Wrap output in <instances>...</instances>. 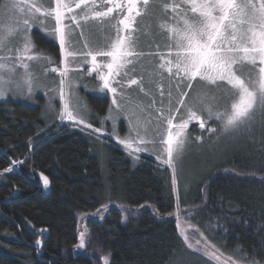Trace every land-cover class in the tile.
Segmentation results:
<instances>
[{"label":"trees","instance_id":"1","mask_svg":"<svg viewBox=\"0 0 264 264\" xmlns=\"http://www.w3.org/2000/svg\"><path fill=\"white\" fill-rule=\"evenodd\" d=\"M88 101L96 115L106 116L107 96ZM218 125L189 131L205 144ZM107 139L102 154L86 131L46 123L41 107L0 102V150L6 154L0 152V205L18 195L0 206V264H103L108 254L109 264H218L183 241L177 209L219 251L264 264V132L219 150L185 193L177 177L173 186L168 165L145 154L135 164L122 145ZM13 159L24 164L4 173ZM41 173L51 182L44 198ZM46 229L41 253L32 246L41 239L37 231ZM82 231L86 244L79 249Z\"/></svg>","mask_w":264,"mask_h":264},{"label":"snow or ice","instance_id":"2","mask_svg":"<svg viewBox=\"0 0 264 264\" xmlns=\"http://www.w3.org/2000/svg\"><path fill=\"white\" fill-rule=\"evenodd\" d=\"M150 3L161 7L165 14L169 11L173 13L172 24H160L170 34L172 43L166 45V53H155L160 58L158 68L166 71L170 79H175L178 88L183 84L185 88L193 89V81H197V78L204 85L214 86L198 93L191 106L185 105L184 97L188 96V92L180 89L178 103L185 108L187 116L180 123H173L175 116L171 107L166 117L162 109H157L167 125L166 134L161 135L159 141L149 138L147 129L142 135L139 122L134 123L128 113H123L129 125L128 135L121 138L116 134V120L122 113L117 98L118 87L123 95L124 78H127L128 87L138 85L140 91H144L140 86L141 81L131 78L129 73L135 71L134 58L145 55L136 50L132 32L135 30L136 18L148 14ZM53 5H36L31 0H13L7 5L14 14L19 15H14L8 23H0V99L6 98L9 92L14 96H31L43 86L28 63L43 59L51 64L49 57L33 52L31 32L34 26H39L56 40L62 57V67L50 69L60 77L58 86L50 89L59 94L61 110L58 119L71 121L75 127L82 126L81 130L91 129L93 134L104 133L103 128H94L86 119V114L90 113L88 106L75 99L78 94L69 72L74 70L72 62L81 57L84 64H90L88 75L96 73L100 81L99 90L112 94L111 103L117 107V111L113 115L110 107L104 120L113 121L112 132L116 134L117 142L134 159L139 158L138 153L149 152L148 146L152 145L151 151L157 159L172 168L173 186L176 184L177 162L184 150V133L190 121H197L199 127L205 129L207 119L214 117L220 121L221 134H230L226 139L251 133L257 123L264 129V0H180L179 3L175 0L172 3H158L157 0H53ZM114 12L118 13L115 17ZM189 12L193 14L191 18ZM112 20H115L114 24ZM90 22L101 27L111 24L115 28V37L106 47L93 48L87 39H84L82 47H76L79 41L73 39V34L79 30L83 37ZM98 57L105 59L98 62ZM244 62L252 66L247 79L238 75L235 69L236 65ZM129 65L133 67L128 68ZM225 85L230 86V89L226 90ZM225 91L228 92L227 96L224 95ZM52 99L55 97H50L49 101ZM175 111L179 112L180 108ZM204 111L208 113L207 119L202 117ZM208 131L216 133L212 127H208ZM157 143L161 147L157 148ZM11 164L12 167L5 168L4 173H12L15 166H22L24 161L13 159ZM40 179L47 189L50 183L48 177L41 173ZM179 218L177 209L178 221ZM196 231L199 232V229ZM85 235L84 231L80 233L79 249L85 248ZM184 240L194 251H200L197 246L204 240L205 255L217 261L223 256L219 249L211 251L215 245L210 244L203 233H200L195 245L189 242L187 234H184ZM36 244L40 245L41 241L37 240ZM109 255L102 256L103 264H109ZM225 264L261 262L254 256L241 257L239 262L228 257Z\"/></svg>","mask_w":264,"mask_h":264},{"label":"rangeland","instance_id":"3","mask_svg":"<svg viewBox=\"0 0 264 264\" xmlns=\"http://www.w3.org/2000/svg\"><path fill=\"white\" fill-rule=\"evenodd\" d=\"M13 0H3L2 6L0 8V23H8L11 21L14 15H19L18 13H13L7 5L11 4ZM32 3L36 5L43 4L45 7L54 6L53 0H31ZM158 3L160 2H167L172 3L173 0H157ZM175 2L179 3L180 0H175ZM173 13L169 11L167 14L163 11V9L159 6H153L152 4L149 6L148 14L143 17L141 24L138 27V30L132 34L133 39L136 42V50L140 52H144L145 55L139 56L134 58L135 59V71L130 72L129 76L131 78H136L137 80L141 81V85L144 88V91H140V87L138 85H132L128 87L127 85V78L125 79L124 88H123V95L120 93V89L118 87L117 98L119 100L120 110H122L121 115L116 120V134H118L121 138H124L128 135V121L125 118L123 113H128L132 116L133 122H139V130L141 134H144L145 129L148 130L149 138H154L159 141L161 135H165L166 132V121H164L161 116L160 112L157 109H162L164 116L166 117L169 112L168 109L171 107L173 109V115L175 119L173 121L174 124L180 123L182 119H186V111L184 107H181L178 103L181 91L188 92V96L184 97L185 105L191 106L194 102V98L197 96L198 93L208 91L209 87L214 86H207L204 85V82H200L199 78L197 81H193L194 88L187 89L184 87L183 84L177 87V82L175 79H170L169 74L158 68L160 63V58L155 53L159 52H167L166 45L172 43L170 34L160 27L162 22H167L172 24L173 21L171 20ZM189 17H192V13H188ZM51 22V21H50ZM52 23V22H51ZM87 29V28H86ZM43 30V29H42ZM115 37L114 31L112 38ZM73 39L79 41L76 45L77 48L82 47L84 39H87L90 46L93 48H97L101 46L103 38L101 37H81L79 34H73ZM34 44V54L37 53L36 51V44ZM39 52V51H38ZM42 53V52H39ZM151 53V54H149ZM43 54V53H42ZM14 55V53H13ZM44 56H47L43 54ZM51 59V64L49 65L47 60H34L28 62L30 64L31 70L39 77V83L46 87L37 88L31 96L29 95H13V93H7L6 98L0 99V102L7 103L8 101L14 102H22L27 104L28 106L33 107H41L42 110V117L46 123L52 124L53 122H60L70 124L73 129L87 132V134L93 138L95 141L100 142V151L103 154V145L108 143V139L110 138L116 144H119L116 140V134L112 132L113 121L112 120H104L105 116H98L94 113L91 105L89 104L88 97L90 95H100V96H107L111 103L112 101V94L108 93L106 90L101 92L99 90L98 85L100 81L96 78V73H92V75H88V69L90 64H84L83 58L77 57L76 60L72 62L73 71L69 72V77L74 83V90L78 94L75 99L79 100L81 103L86 104L90 109V113L86 114V119L93 125L94 128H103L104 133H95L91 132V129L81 130V127H75L73 122L71 121H60L58 119L59 111L61 110V104L59 100L58 92H52L50 89L57 87L59 83V75L58 73L51 72V67H62L61 65V54L59 59L55 58L54 56H47ZM98 62L103 61L105 58L98 57ZM133 65H129L128 68H132ZM252 66L244 62L242 64H238L235 66L238 75H241L245 79L248 78L249 71L251 70ZM22 71V70H20ZM104 71H107L104 69ZM120 79V77H117ZM226 90L230 89V86H224ZM163 93V94H162ZM171 93V95H169ZM217 95H221V93H217ZM225 96L228 95V92L225 91ZM55 97L52 99L51 102L49 101L50 97ZM223 103V101H221ZM113 109V115L116 114L117 107L115 105L110 104L109 108ZM199 107V106H198ZM109 108L106 112V115L109 112ZM180 108L179 112H176L175 109ZM223 110V109H221ZM202 117L207 119L208 113L204 111L202 113ZM207 122L210 123H218V132L215 137L211 138L210 141H207L205 144L202 140H194L191 132L189 131L191 126L199 125V123L195 120L189 122L188 128L185 130V145L184 150L177 162V184L179 188L183 190L185 193L187 190L191 189L193 182L198 179L202 168L207 165L208 161H213L212 158H216L218 155L219 150H228L238 144H248L249 141L257 137L264 132V129L261 128V125L257 123L251 133L241 134L238 135L235 139H226L230 134L223 133L220 125V121L216 120L214 117L212 119H207ZM200 130H203L199 127ZM134 135V133H133ZM121 145V144H120ZM150 151L144 153H138V159H134L133 156L128 154V151L125 150L126 156L131 159L135 164L139 162L141 154L154 156L156 159V154L151 151L152 145L148 146ZM157 148L161 147L159 143H157ZM158 160V159H157ZM161 162L160 160H158ZM162 163V162H161ZM163 164V163H162ZM0 177V182H1ZM180 217V216H179ZM179 229L182 232V239L184 240V234H187L189 237V242L195 245V241L200 239V233H203L201 230L199 232L196 231V228L193 226H189L187 223L184 222L182 218H179ZM204 234V233H203ZM205 237V236H204ZM212 244L211 241H209ZM188 246V243H186ZM213 245V244H212ZM204 246L205 241L201 240V244L197 247L200 248V251L204 254ZM194 250L193 248H191ZM211 249V251H215ZM219 253H223V256L220 257V260L217 261L215 258L205 255L208 259H212L214 262L218 264H225L228 257H231L233 260L240 261V258L235 256H231L223 251H219ZM217 253V255H219Z\"/></svg>","mask_w":264,"mask_h":264},{"label":"flooded vegetation","instance_id":"4","mask_svg":"<svg viewBox=\"0 0 264 264\" xmlns=\"http://www.w3.org/2000/svg\"><path fill=\"white\" fill-rule=\"evenodd\" d=\"M151 5V3H150ZM118 13H113V16H117ZM145 15L139 16L136 18V24L134 25V31L132 32V34H134L137 30L138 27H140L139 25L141 24L143 17ZM51 24V22H49ZM112 24L115 23V20H112L111 22ZM87 28V29H86ZM84 30V36L83 37H92V36H96V37H101L103 38L101 46L99 47H106L112 38L113 35V31L114 34H116V30L115 28H113L111 26V24H108L106 27H101V25L95 23V22H90L89 26L86 27ZM74 34H79L80 35V31L76 30V32ZM31 37H32V41L36 44V51L38 52H42L43 54L47 55V56H54V55H59L60 56V49L58 46V43L56 42V40L48 35V33L42 29L39 28V26H34L31 32Z\"/></svg>","mask_w":264,"mask_h":264},{"label":"water","instance_id":"5","mask_svg":"<svg viewBox=\"0 0 264 264\" xmlns=\"http://www.w3.org/2000/svg\"><path fill=\"white\" fill-rule=\"evenodd\" d=\"M0 152L1 153H3L4 155H6L4 152H2L1 150H0ZM41 183H42V180H41ZM41 190H42V192L44 193V195H43V198L44 197H48V196H50L51 195V182L49 183V187L47 188V189H45L44 188V186H43V183L41 184ZM18 197V195L17 194H15V195H13L10 199H8V200H6V201H4V202H2L1 203V205H8V204H11V202L13 201V200H15L16 198ZM0 205V206H1ZM37 233L41 236V239L39 240V241H41V244L40 245H34V246H32L33 248H35V249H37V250H39L41 253H43V251H44V244H43V236H48L49 235V230L48 229H46V230H39V231H37Z\"/></svg>","mask_w":264,"mask_h":264}]
</instances>
